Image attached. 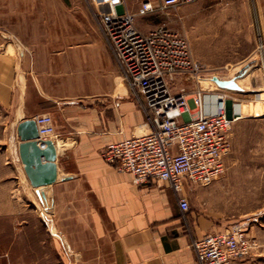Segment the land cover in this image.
<instances>
[{
	"label": "crops",
	"instance_id": "1",
	"mask_svg": "<svg viewBox=\"0 0 264 264\" xmlns=\"http://www.w3.org/2000/svg\"><path fill=\"white\" fill-rule=\"evenodd\" d=\"M143 1L125 0V10L135 14ZM151 1L154 5L158 3ZM135 2L137 6L130 8ZM140 19H135L137 28ZM210 51L225 52L217 47ZM76 52L82 56H73L74 64L70 67L77 75L70 78H58L49 65L40 66L37 60L0 58V104L16 117L15 135L19 123L41 115L52 118L55 131V136L49 139L56 149L54 182L40 189L30 185L18 157L16 138L14 148L11 145L8 148V153L12 150L14 155L11 157L9 153L3 159L4 177L10 178L8 188L25 197V211L29 212L27 207L31 206L42 217H50L52 231L58 232L56 244L61 241L69 246L77 262L196 264L192 242L221 232L219 216L214 211L210 216L203 212L184 213L177 194L168 184L149 181L135 185L130 174L118 171L102 159L110 143L145 132L146 112L130 98L102 104L101 42ZM232 52L243 51L236 48ZM241 60L242 57L234 58L230 65L242 67L245 62ZM86 70L95 75L87 76ZM85 86L91 88L83 94ZM245 89L226 94L230 114H239L241 95L251 92ZM207 95L216 98L217 94H204V113L214 114L206 112ZM237 132L234 128L230 135V150L224 160L225 183L247 180L249 174H254L249 166L264 162V156L259 160L245 156L246 149L240 146ZM256 149L259 154L261 149L264 151L260 143ZM183 193L190 203L188 184ZM263 255L255 253L241 264H264Z\"/></svg>",
	"mask_w": 264,
	"mask_h": 264
},
{
	"label": "rangeland",
	"instance_id": "2",
	"mask_svg": "<svg viewBox=\"0 0 264 264\" xmlns=\"http://www.w3.org/2000/svg\"><path fill=\"white\" fill-rule=\"evenodd\" d=\"M136 6V2L130 4V8ZM94 13L93 0H0V58L37 60L40 66L49 65L58 78H70L77 75L71 70L73 56H82L74 51L101 42L102 104L130 98L144 111L123 81ZM151 14L155 15L141 17L137 29L147 33L164 25L184 36L194 60L203 67L197 83L178 82L176 89L184 86L188 96L196 90H202L203 94L237 92L219 88L213 81L216 77L235 79L243 91L245 87L251 90L241 95L238 115L230 114L228 107L227 113L232 120L231 133L236 128L240 146L246 149L245 156L253 160L262 158L264 151L261 149L259 154L256 148L259 143L264 148V0L245 3L243 0H193ZM212 47L225 52H212ZM236 48L243 52L235 54L232 51ZM239 57L244 66L232 67L230 63ZM85 74L92 77L94 73L86 70ZM90 88L85 86L83 94ZM205 105L206 112H216L215 96H205ZM145 114L143 126L151 115L149 111ZM15 119L12 111L0 104V264H82L73 260L72 250L61 239L56 244L58 232L52 231L50 217H42L31 206L27 207L29 212L25 211V197L18 190L8 188L10 178L4 177L3 159L10 153L9 146L14 148L17 142ZM228 154L227 151L225 158ZM13 155L11 150L10 156ZM263 163L249 166L254 174H249L245 181L225 183L222 177L208 186H189L190 212L210 216L214 211L223 227L221 232L241 225L247 237L256 242V247L239 264L255 253L264 254Z\"/></svg>",
	"mask_w": 264,
	"mask_h": 264
},
{
	"label": "built area",
	"instance_id": "3",
	"mask_svg": "<svg viewBox=\"0 0 264 264\" xmlns=\"http://www.w3.org/2000/svg\"><path fill=\"white\" fill-rule=\"evenodd\" d=\"M193 0L143 1L135 14L125 10V0H93L94 16L109 45L123 81L145 112V132L110 143L102 159L118 171L130 174L135 185L149 181L166 183L177 194L179 208L189 211L183 191L189 186H208L226 172L232 120L227 97L216 96V112L204 113V94L188 96L179 83H195L203 67L194 60L188 40L166 26L143 33L135 19L156 11L176 8ZM197 83V82H196ZM39 138L55 136L52 118L34 119ZM196 264H239L256 247L241 225L194 240Z\"/></svg>",
	"mask_w": 264,
	"mask_h": 264
},
{
	"label": "water",
	"instance_id": "4",
	"mask_svg": "<svg viewBox=\"0 0 264 264\" xmlns=\"http://www.w3.org/2000/svg\"><path fill=\"white\" fill-rule=\"evenodd\" d=\"M213 81L221 89L242 92L235 79ZM18 157L23 165L25 175L34 189H40L54 182L56 149L52 141L38 142L37 125L34 120H25L16 128Z\"/></svg>",
	"mask_w": 264,
	"mask_h": 264
},
{
	"label": "bare ground",
	"instance_id": "5",
	"mask_svg": "<svg viewBox=\"0 0 264 264\" xmlns=\"http://www.w3.org/2000/svg\"><path fill=\"white\" fill-rule=\"evenodd\" d=\"M211 78V77H210Z\"/></svg>",
	"mask_w": 264,
	"mask_h": 264
}]
</instances>
